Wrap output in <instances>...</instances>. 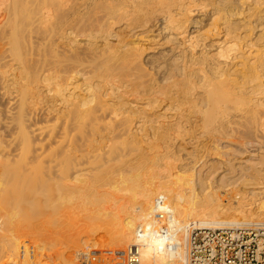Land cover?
Here are the masks:
<instances>
[{"label":"bare ground","instance_id":"bare-ground-1","mask_svg":"<svg viewBox=\"0 0 264 264\" xmlns=\"http://www.w3.org/2000/svg\"><path fill=\"white\" fill-rule=\"evenodd\" d=\"M128 183L111 264L159 196L182 258L196 229L264 222V0H0V264H76L14 246L17 216ZM154 234L142 264H169Z\"/></svg>","mask_w":264,"mask_h":264},{"label":"rangeland","instance_id":"rangeland-1","mask_svg":"<svg viewBox=\"0 0 264 264\" xmlns=\"http://www.w3.org/2000/svg\"><path fill=\"white\" fill-rule=\"evenodd\" d=\"M128 185L129 183L123 184L119 187V189H111L113 191H110L109 189H104V191L101 192V197L99 195L98 197H95V199L92 198L91 200H88L87 198L86 200L77 202V207L76 205V208L74 207L75 209L70 208L71 210L68 209L67 211L60 212L59 210L54 209L53 206L50 207V205L46 202L45 203L47 205L45 203H41V205L25 207L24 210L17 216L15 223L12 225L11 236L13 238L14 246H18L23 249L24 246L21 243H28L29 246L27 248H30V250L38 248L40 250L47 251L48 248L46 247L50 245L49 241L51 239L55 240L56 242H59H57L56 248L72 253V255L74 256L73 263L76 262V264H85L82 255L84 252H88L90 250L97 251L99 252L98 254H102V257H104V252L106 250H111L110 246L115 241L114 238L118 233V229L116 227V220H121L124 217L123 212L118 214H111L108 208L112 209L110 211L116 212V210H121V207L125 205H128V207H130L129 209L133 207L130 204L131 200L130 197H128L129 193L126 190L129 187ZM242 188L244 189V187ZM105 190H109L108 193ZM239 195L240 194H238L237 196ZM226 196L228 195H225V199L227 198ZM117 198H120V201ZM117 200L119 201V204ZM261 200L259 198L257 202L252 204L253 209L251 207L249 210H261L262 207H259ZM227 201V199L224 200V202ZM133 205L135 207L134 209H137L136 206L138 204ZM133 212L136 217L137 215L139 216V218L137 217L138 219L136 217L134 218L135 224L137 222L143 223V221L146 220L140 218L141 213L139 211L134 210ZM137 212L140 215L137 214ZM57 213L60 214L58 215ZM177 215L180 218L183 217L180 214ZM235 224H238V226L241 227L242 223L236 222ZM249 224L250 228L248 229L260 230L261 227H264L262 226L264 225V222ZM47 252L49 256L44 255L42 257L46 261L45 264H56V262L58 261V259H55L56 256H54L55 261H52L53 257L49 254V251ZM46 256L48 259L46 258ZM98 263L99 262L93 260L90 261L88 264Z\"/></svg>","mask_w":264,"mask_h":264},{"label":"built area","instance_id":"built-area-1","mask_svg":"<svg viewBox=\"0 0 264 264\" xmlns=\"http://www.w3.org/2000/svg\"><path fill=\"white\" fill-rule=\"evenodd\" d=\"M165 205V197L156 198V223L153 227L140 225L137 228L135 240L123 249L118 264H142L143 246L153 233L163 239V245L158 250L169 253V264H264V230L259 229H196L188 239L187 254L182 258L179 251L183 250V245L177 241L174 229L164 222L169 213L163 209ZM98 253L93 250L84 252V263L95 260L98 264H111L103 260L111 255L110 250L104 252V257ZM96 255L100 258L97 259Z\"/></svg>","mask_w":264,"mask_h":264}]
</instances>
